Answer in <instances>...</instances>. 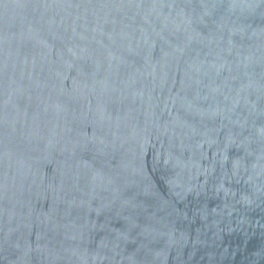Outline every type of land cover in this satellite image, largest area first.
Masks as SVG:
<instances>
[{"label": "water", "instance_id": "obj_1", "mask_svg": "<svg viewBox=\"0 0 264 264\" xmlns=\"http://www.w3.org/2000/svg\"><path fill=\"white\" fill-rule=\"evenodd\" d=\"M0 264H264V0H0Z\"/></svg>", "mask_w": 264, "mask_h": 264}]
</instances>
